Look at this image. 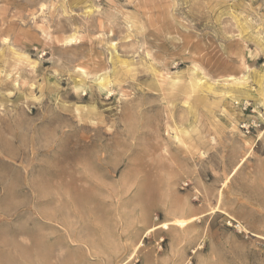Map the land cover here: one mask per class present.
<instances>
[{"label": "rangeland", "instance_id": "rangeland-1", "mask_svg": "<svg viewBox=\"0 0 264 264\" xmlns=\"http://www.w3.org/2000/svg\"><path fill=\"white\" fill-rule=\"evenodd\" d=\"M123 245L264 264V0H0V264Z\"/></svg>", "mask_w": 264, "mask_h": 264}, {"label": "crops", "instance_id": "crops-1", "mask_svg": "<svg viewBox=\"0 0 264 264\" xmlns=\"http://www.w3.org/2000/svg\"><path fill=\"white\" fill-rule=\"evenodd\" d=\"M62 238V239H61ZM59 247H65V241H66V237H60L59 238ZM133 246H122L121 249L118 250L117 253H115V255L113 254L112 256L107 255L106 256V264H116L117 262L120 263V261H122L120 264H131L130 263V256L133 254V250H132ZM152 254H147L144 255L143 257V261L142 264H154V262L152 261ZM59 258V261H63L65 264L69 263V264H83L81 259H79L77 261L76 258H71V256L68 257L67 254H58L57 256ZM129 259V260H128Z\"/></svg>", "mask_w": 264, "mask_h": 264}, {"label": "built area", "instance_id": "built-area-1", "mask_svg": "<svg viewBox=\"0 0 264 264\" xmlns=\"http://www.w3.org/2000/svg\"><path fill=\"white\" fill-rule=\"evenodd\" d=\"M235 106L237 109H239L240 113H242L247 118L244 119L241 123H239V129L244 134L250 135L254 131H258L261 129L262 125L261 123H257L256 119H253V115L257 114L259 118L262 116L257 112V110L253 107V105L249 102H235ZM254 113V114H253ZM253 114V115H252ZM189 183H184L183 188L185 189L189 187Z\"/></svg>", "mask_w": 264, "mask_h": 264}, {"label": "bare ground", "instance_id": "bare-ground-1", "mask_svg": "<svg viewBox=\"0 0 264 264\" xmlns=\"http://www.w3.org/2000/svg\"><path fill=\"white\" fill-rule=\"evenodd\" d=\"M185 222H186V221H184V222H181V221H180V224H184ZM151 231H152V230H151Z\"/></svg>", "mask_w": 264, "mask_h": 264}]
</instances>
